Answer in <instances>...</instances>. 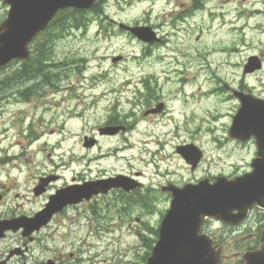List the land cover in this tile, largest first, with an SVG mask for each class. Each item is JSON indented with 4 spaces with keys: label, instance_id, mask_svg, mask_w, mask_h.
<instances>
[{
    "label": "rangeland",
    "instance_id": "1",
    "mask_svg": "<svg viewBox=\"0 0 264 264\" xmlns=\"http://www.w3.org/2000/svg\"><path fill=\"white\" fill-rule=\"evenodd\" d=\"M166 1L106 0L104 8L107 21L112 18L126 23L147 21L152 24L162 21V15L172 10L174 4L192 5L196 0ZM200 2L203 6L193 12L192 29L184 37V47L178 50L187 54L184 58L186 62H182L185 66L190 63L192 75L197 76V81L192 83L204 85L202 90L194 87L191 92V108L197 115L181 132L202 143L208 154L197 173H191L180 159L175 158L171 164L185 176L200 177L208 172L238 174L248 168L253 146L238 145L227 140V131L240 103L218 88L224 82L234 83L245 79L246 83L256 87L255 94L264 95L263 83L260 82L264 70L255 77H243V64L248 58L251 55L264 56V24H260V21L264 23V15L254 12L264 4V0ZM8 10L9 5L0 0V22L7 17ZM92 20L86 32L71 30L49 42L47 35L42 34L32 45V50L39 51L41 48L44 58L49 59L48 63L68 62L60 70L63 78L55 81L63 87L56 98L50 89L46 90L42 105L17 99L0 107V129L8 130L7 135L2 136L3 144L7 147L11 141V151L19 155L15 163L29 164L32 170L40 171L45 167L57 169L70 179L77 173L76 170L83 172L88 169V164L98 171L100 167L121 169L125 161L128 173L143 171V180L154 183L156 168L151 161L153 156L143 152L144 135L141 133L146 130L145 123H140L133 133L128 134L126 153L123 150L113 152L103 162L104 166L96 159L100 151L89 152L83 142L84 135L104 123L108 116L109 98L105 94L111 89L106 88L105 84L138 82L143 76L141 69L144 75L151 77V73H156L154 69L158 72L167 69L170 60H158V47L144 55L145 45L132 39L128 33L113 27L106 31L100 26L102 18ZM103 24L109 25V22ZM199 36V41H196ZM160 51L165 55L170 52L169 47H160ZM119 55H123L124 59L113 62V56ZM17 63L0 72V82L7 85L28 82V79L17 76V67L22 65ZM160 76L161 81L175 84L174 80L167 81L165 75ZM133 90L128 88L127 93L131 94ZM3 92L7 93V90ZM93 95L103 96L102 101L94 107L91 103ZM124 108H128V105L124 104ZM214 118L217 120L214 121ZM30 124L32 133L27 130ZM51 130L54 132L50 133ZM17 131H22L23 135L18 137ZM102 145L104 150L117 145L123 148L125 141L122 137L104 139ZM150 147L155 148L153 144ZM96 206L98 213L89 214L88 219L80 217L77 221L74 226L77 235L73 232L65 239V244L73 242L74 245L65 248V252L73 250L78 254L80 248L86 249V264H145L157 238L156 230L170 203L146 206L109 199L98 202ZM59 243L64 245L61 240ZM238 252L240 250L236 247L228 246L226 262L236 263L240 257Z\"/></svg>",
    "mask_w": 264,
    "mask_h": 264
},
{
    "label": "flooded vegetation",
    "instance_id": "2",
    "mask_svg": "<svg viewBox=\"0 0 264 264\" xmlns=\"http://www.w3.org/2000/svg\"><path fill=\"white\" fill-rule=\"evenodd\" d=\"M167 1L170 2L171 0ZM224 1L233 2L238 0ZM174 6L172 10L162 15L164 18L162 21H156L152 24L147 21L128 22L130 25L150 26L155 35V40L152 42L139 40L129 31L120 29L118 25L120 21H114L113 19L107 21L108 17L106 16L105 22L112 24L101 25L103 29L108 31L109 28L113 27L128 33L132 39L145 45L144 55L152 53L151 49L158 47V60L163 62L168 58L170 62L169 67L164 69L163 72L154 69L156 73H151V77L144 75V70L141 69L143 76L138 79V82L105 84L106 88L111 89L109 93L105 94L109 98L107 102L109 107L108 116L104 123L98 125L90 134L84 135L83 142L84 147L89 152L100 151L96 159H99L101 166H104L103 162L113 152L119 153L123 150L126 153L128 134L133 133L140 123H145L146 130L141 133L144 135L143 152H148L153 156L151 161L156 168V182L146 183L143 180L144 173L140 170L128 173L125 161L121 169L100 167L98 171L88 164V169L83 170V172L76 170L77 173L70 179L59 173L57 169L45 167L40 171L32 170L29 164L15 163L19 155L11 151L13 148L11 141L7 147L3 144L4 139L2 136L5 137L8 130L0 129V264H86L88 261L85 257L86 249L80 248L78 254L73 250L65 252V248L74 245L73 242L65 244V239L73 232L76 234L74 226L80 220V217L88 219L89 214L95 215L98 213L96 212L98 202L121 199L138 205L159 204L162 202L171 204L174 197L173 189L182 188L188 183H197L202 178H210L213 181L216 176L223 175V173L212 174L208 172L200 177L185 176L183 172H178L171 164L175 158L180 159L181 164L186 166L191 173H197L208 154L202 143L181 132L182 128L197 115V112H193L191 108V92L194 87L197 90H202L204 84L192 83L197 81V76L192 75L190 63L185 66L182 62H186L184 58L187 54L178 50L184 47V37L188 36L192 29L193 12L199 11V8L203 5L196 0L192 5L178 3ZM263 6L264 4H261L260 8L254 12L258 13L257 15H264ZM260 24L264 23L260 21ZM82 27L77 28V30L86 32L87 28L83 29ZM199 39L200 36L196 37V41H199ZM160 47L164 49L169 47L170 52L165 55L160 51ZM33 54L32 51V56ZM258 57L261 60V67L253 72L245 73L244 66L246 63L243 64L244 78L255 77L264 70V56L261 54ZM15 63L17 62L12 61L11 65H15ZM23 63L30 72L35 65V60L30 57ZM42 64L44 65L40 66L45 68L48 63L45 61ZM50 64H55L57 73L60 74L63 63L56 61ZM5 68L3 67L1 71ZM160 74L165 75L167 81L174 80L175 84L170 85L166 81H161L163 79H161ZM60 78L62 76L57 79ZM40 81H45V75L29 79L25 84L7 85L0 83V107H4L6 102L11 100L16 102L17 99L31 102L36 106L42 105L46 90L50 89L53 92L52 95H55L54 98H56L57 93L63 87L61 83L47 84ZM260 82L263 83L262 91H264V77ZM128 88H133L134 92L128 94ZM6 90L7 93H4L3 91ZM218 90L226 91L230 97L236 98L239 103L235 91L254 93L256 87L246 83L244 79L234 83L224 82ZM258 96L264 97V95ZM102 98L103 96L93 95L92 106H97ZM124 104H127L128 108L125 109ZM213 120L217 119L214 118ZM31 124L27 130L32 133L33 127ZM53 132V130L50 131V133ZM21 135H23L22 131H17V136L20 137ZM86 136H88V139H85ZM120 137L125 141L123 148L117 145L116 147L109 146L106 150L103 149L102 141L104 139L112 140ZM227 140L238 145L253 146L252 156L247 162L248 168L242 173L252 170V163L258 158L259 153L256 139L243 143L230 138L227 134ZM86 142L91 145L85 146ZM151 144L154 145V149L150 147ZM193 145L197 146V152H203L201 161L194 169L190 164L191 162L187 160L186 155L187 152L189 155L191 154ZM236 175L234 173L227 176L231 178ZM123 176L135 178L142 185L135 186L136 182L129 181L130 179ZM110 178H119L115 181L120 183V186L108 188V182L103 180ZM88 182H99L101 184L99 192L94 193L90 198H83L80 202L68 203L60 209H57L55 205H50L51 196L57 194L59 190L67 189L73 185H85ZM123 182L126 185H134L135 187L128 191L123 186ZM42 212L43 218L37 220L36 216ZM137 221H139V218H137ZM203 232L209 233L215 239V243L223 244L224 252L228 246H234L240 250L238 252L241 253L240 258L233 264H243L242 253L256 251L261 246L264 233V206L254 204L246 218L237 225H229L209 218L205 221ZM59 240L64 245L60 244ZM84 246H86L85 242ZM225 260L226 256L224 254L222 264L225 263Z\"/></svg>",
    "mask_w": 264,
    "mask_h": 264
},
{
    "label": "water",
    "instance_id": "3",
    "mask_svg": "<svg viewBox=\"0 0 264 264\" xmlns=\"http://www.w3.org/2000/svg\"><path fill=\"white\" fill-rule=\"evenodd\" d=\"M96 0H4L10 5L7 18L0 23V68L13 59H25L30 56L29 44L43 31L56 14L65 8H90ZM122 28L130 30L145 41L155 40L149 26H129L121 23ZM118 58H114L116 61ZM260 68L259 58L252 56L245 66V72ZM241 106L233 118L229 136L242 141L252 137L257 139L260 158L256 159L253 171L229 179L218 176L215 182L201 180L197 184H187L184 188L173 190L171 208L160 226V236L147 258L146 264H221L222 246L213 245L214 240L208 234H202L207 218H215L225 223H239L246 217L249 208L255 203L264 206V99L253 94L236 92ZM187 160L195 167L202 152L195 146ZM125 178V177H124ZM111 178L107 187H119L120 183ZM126 189L135 187L122 183ZM99 182L85 185H73L59 190L51 196V204L60 209L64 205L80 202L99 192ZM43 218V212L36 216ZM262 245L257 252L244 253L245 264H264V234Z\"/></svg>",
    "mask_w": 264,
    "mask_h": 264
},
{
    "label": "trees",
    "instance_id": "4",
    "mask_svg": "<svg viewBox=\"0 0 264 264\" xmlns=\"http://www.w3.org/2000/svg\"><path fill=\"white\" fill-rule=\"evenodd\" d=\"M106 0H98L96 2V5L101 6L104 4ZM80 10L77 9H65L58 13V15L54 18V20L51 22L50 27L44 31L43 35H47L46 39L47 42L56 40L57 38H60L67 33L70 32L73 28L76 26L85 25L87 22L88 17L85 14H81ZM97 12V10H96ZM41 52L36 51L34 55V59L36 60L34 67L31 69V71H28V68L25 64L22 65V68L16 72L17 76L22 79H28L30 77H37L40 76L43 72L42 66H40V58H41ZM54 75L48 74V78L45 82L51 83V81L54 79Z\"/></svg>",
    "mask_w": 264,
    "mask_h": 264
}]
</instances>
